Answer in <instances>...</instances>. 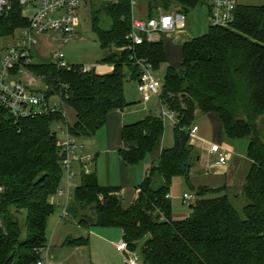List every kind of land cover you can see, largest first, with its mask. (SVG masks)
Listing matches in <instances>:
<instances>
[{"label":"trees","instance_id":"trees-1","mask_svg":"<svg viewBox=\"0 0 264 264\" xmlns=\"http://www.w3.org/2000/svg\"><path fill=\"white\" fill-rule=\"evenodd\" d=\"M142 2L145 18L155 16L158 7L186 16L197 5H206L205 0ZM89 5L91 29L105 50L99 62L112 66L111 71L82 72L79 64L69 70L53 63L28 66L43 79L46 94L61 92L66 107L75 114L74 124L68 125L58 114L15 119L0 107V264L36 263L39 249L46 245L47 218L54 211L49 199L63 187L64 179L63 155L51 124L63 122L81 140L95 136L109 113L130 104L124 82L126 75L138 80L134 60L146 59L154 71L167 61L161 38L133 50H117L128 44L129 0H90ZM28 24L14 2L0 19L1 35H13ZM180 46L181 63L166 67L160 93L166 110L175 115L174 144L161 150L129 207H123L119 187L101 185L95 170L81 172L65 216L87 229L118 227L132 252L142 241L143 264H264V135L257 127L264 116V3L238 4L229 27L209 25L204 35ZM208 113L219 118L227 139L248 140L250 164L241 186L246 202L239 212L227 185L199 186L194 189L190 214L175 219L169 198L171 180L182 176L189 181L197 156L189 130L199 115ZM163 133L160 115L124 125L121 139L126 146L118 150L123 165L143 161ZM211 194L216 195L208 197ZM88 244L89 238L83 236H67L62 243Z\"/></svg>","mask_w":264,"mask_h":264},{"label":"built area","instance_id":"built-area-1","mask_svg":"<svg viewBox=\"0 0 264 264\" xmlns=\"http://www.w3.org/2000/svg\"><path fill=\"white\" fill-rule=\"evenodd\" d=\"M117 2V0H102ZM140 0H129L131 6V30L126 39L128 44L117 50H133L143 42H157L162 33L168 36L184 28L186 16L177 10L164 11L157 8V14L151 18L135 15L134 6ZM16 2L20 6L21 15L28 19L26 27L18 28L13 35L2 36L0 32V107L7 110L15 119L34 118L58 114L67 119V107L61 92L46 94L43 89H33L34 79L28 70L32 61V51L38 44V38L49 36L53 41L58 36L63 43L78 38L79 13L90 0H0V19ZM208 8V20L213 27H229L235 20L238 0H205ZM19 31L21 35L15 37ZM53 64L59 68L71 69L72 65L64 60V54L58 51L53 56ZM133 57L131 56V59ZM139 77L136 82L137 91L143 102L156 98L160 104V116L175 123L174 113L168 112L160 100L163 82L154 75L152 64L143 58H136ZM98 63L82 65L81 71L96 70ZM62 136H57V145L62 152V169L64 172V186L56 193V202L62 204V215L76 186L75 178L83 173H90L93 160L90 154H85L83 140L71 135L65 125ZM197 124L189 130L190 140L196 139ZM209 152L217 156L220 164L225 165L228 154L218 144L211 143ZM78 167V170H77ZM191 194H183V200L192 201ZM123 255L126 264H137L138 255L130 251L127 243L121 239L114 245ZM46 245L38 253L45 252ZM46 259V258H45ZM48 259H38L36 264H47Z\"/></svg>","mask_w":264,"mask_h":264},{"label":"rangeland","instance_id":"rangeland-1","mask_svg":"<svg viewBox=\"0 0 264 264\" xmlns=\"http://www.w3.org/2000/svg\"><path fill=\"white\" fill-rule=\"evenodd\" d=\"M247 5L255 4L260 5L264 3V0H246ZM85 10V11H84ZM84 10L81 8L79 13V26L78 30V38L74 39L70 42L63 43L62 40L58 38L55 40H51L49 36H41L38 38V44L32 51V61L34 63L46 64L54 62V54L58 51H61L64 54V60L70 65H90L97 61H101L103 56L105 55V50L100 48L99 42L96 38L95 33L91 29V21H90V5H85ZM134 12L136 16L144 17L145 15V7L143 5L142 0L138 1L134 6ZM106 25V23L104 24ZM208 20V8L205 4L197 5L195 8L191 9L185 18L184 28L180 31L174 32L169 36L165 33L160 35V40L164 42V49L166 52L167 61L162 63L158 70L154 71V75L162 80L166 71V67L168 65H172L177 67L180 59L182 58L181 53V44L183 41H188L198 36L204 35L209 27ZM21 32L17 31L15 33V37H19ZM125 72L127 70L125 69ZM30 77L34 79L35 85L32 86L33 89L44 88V82L41 77L35 76L31 74ZM46 87V86H45ZM124 95L128 102L134 103L131 106L136 105V102L142 101L140 99V94L136 88V81L129 78L126 75L124 82ZM156 100H152V102H148L147 105L151 107L152 114L158 116L159 107L156 105ZM71 108H67L68 115L70 116V124L73 122ZM258 120V130L264 135V116L259 117ZM198 124L199 120L196 119ZM164 126L166 130V135L168 134L169 123L164 120ZM65 124L62 122H55L51 124V130L57 134L58 137L62 136V131L64 132ZM100 134V133H99ZM87 139V138H86ZM86 139H84L86 141ZM98 143L100 147H104L103 139L99 137ZM236 143L239 147L242 146L243 152L245 155L246 146L248 143L247 139H239L236 140ZM195 150L200 149L197 146H193ZM197 147V148H196ZM242 148V147H241ZM101 149V148H100ZM88 151V149H87ZM88 154V152H86ZM116 156V153H114ZM102 154L100 156V160L102 159ZM112 156V168L111 175L116 181L119 178L120 170L116 166V161ZM151 158L150 154L146 155L144 161H149ZM217 160L216 156L211 155L209 157V164L211 162ZM143 161V162H144ZM142 162V164H143ZM99 171L101 173L100 177L102 181L104 180V175L106 176L105 167L103 166V161L101 166H99ZM213 169L205 167L201 164V161L193 160L189 181L182 176H175L171 180V188H170V203L172 208V217L175 219H181L187 217L190 214L189 205L194 202L196 199L195 190L199 186H207V187H218L217 185L220 182H223V176L216 177L213 174ZM76 183H79V176H77L74 180ZM154 184L159 185L160 181L157 177L154 178ZM64 182V179L63 181ZM63 185V184H62ZM193 186V187H192ZM226 191H228L229 197L231 198L233 205H235L236 209L241 212L244 204L246 202L244 196L241 194L242 190L236 188L235 186L229 187ZM191 194L194 199L183 200V194ZM216 194H211L208 197H213ZM221 195V194H220ZM74 229L70 231L71 235L75 236H83L89 237L90 245L88 247H67L56 245L52 253L55 256V260L49 262V264H107L105 260L110 261L112 264H124L125 260L123 255L119 253L115 248L114 244L121 241V230L118 227H110V228H83L77 227V225H73ZM96 234L101 235V237ZM142 241H140L137 245L134 253L138 255L137 264H143L140 250H141ZM62 248V249H61ZM61 252V253H59ZM59 253V254H58ZM46 253H42L40 255V259L43 261L46 260ZM36 264V263H32Z\"/></svg>","mask_w":264,"mask_h":264},{"label":"crops","instance_id":"crops-1","mask_svg":"<svg viewBox=\"0 0 264 264\" xmlns=\"http://www.w3.org/2000/svg\"><path fill=\"white\" fill-rule=\"evenodd\" d=\"M244 1L246 0H238L239 4L247 5L246 2ZM82 9L84 10V7H82ZM95 63H98L97 69L95 70L97 72L106 73V72H110L112 69V66L108 64H103L100 63L99 61ZM180 63H181V59L177 67H179ZM152 100H156L157 102L156 105L159 107V114H158L159 116L160 104L156 98L153 97ZM152 100L148 102H152ZM148 102L138 101L134 106H131V104L134 103L128 102L130 104L124 109L122 110L117 109L112 111L107 115L104 126L97 131L95 136L87 139L85 138L86 141L83 139L85 145L83 152L85 154L86 152H88V154H90L93 158L90 164L91 171L95 170L99 182L102 181L100 177L101 173L99 171V166H101L103 161V166L105 167L106 176L104 175L103 178L105 181L101 183L106 186H117L120 188V196L122 199L123 207H129L130 204L133 202V200L136 198L138 192V185L141 182H143L145 178L148 177L149 169L152 166V164L159 158L161 150L165 147H171L174 144L173 123L168 119H166L165 121L169 123L168 134L166 135V130L164 126L163 136L161 137L155 149L150 153L151 158L149 161L146 162L143 160L144 162L141 161L139 164L135 166H125L121 162L118 155V150L126 146V143L123 142L121 139L122 127L124 125L140 121L147 116L158 117L152 114L151 107L147 105ZM70 116L71 114L68 115L67 113L66 122L68 125H73L75 122L74 112L72 113V117H74L72 124H70V120H69ZM197 120H199L198 124L197 122H195V124H197L198 126L197 137L196 139L190 140V143L193 146H197L198 148H200L196 150L197 156L195 160L196 161L200 160L203 166L208 167V169L209 168L213 169L212 174L214 176L224 177L223 182H220V184L217 185L218 187L227 185L228 187L235 186L236 188L241 189V186L245 179V174L250 164V161H248L246 157V151L244 155L243 152L244 147L242 146V144H241L242 148L239 147L236 141L229 140L226 138V136H224V133L222 132L221 122L214 113L199 115L197 117ZM99 137L103 139L104 147H100V144L98 143ZM211 143L218 144L222 146L224 150H226L228 154V159L226 160L225 165L220 164L218 160H215L211 162V164H209L210 163L209 157L211 155L216 156L215 154L209 152V145ZM114 153H116V156ZM101 154L103 156L102 159L100 160ZM112 156L117 157L114 158V161H116V166L120 170V175L117 181L111 175ZM62 186H64V182ZM55 199H57L56 195L52 196L49 199L50 203L53 204L54 211L47 218V223H46L45 253H46V259H48L47 264H49L50 260L51 261L55 260V256L52 253L55 246L60 245L63 247L64 245H62V243L65 237L73 236L70 234V231L74 229L73 225H77V227H80L75 221L69 220L68 218H66L65 215H62L64 206L60 203H57ZM175 218L178 217L175 216ZM96 235L98 237L99 236L101 237V235L99 234ZM73 237H79V236L74 235ZM121 237H122V233H121ZM89 245H90V241L88 246ZM88 246H82V247H88ZM105 262L107 264H112L108 260H105ZM94 263L98 264L95 261ZM124 264L126 263L124 262Z\"/></svg>","mask_w":264,"mask_h":264},{"label":"bare ground","instance_id":"bare-ground-1","mask_svg":"<svg viewBox=\"0 0 264 264\" xmlns=\"http://www.w3.org/2000/svg\"><path fill=\"white\" fill-rule=\"evenodd\" d=\"M66 102V101H65Z\"/></svg>","mask_w":264,"mask_h":264}]
</instances>
